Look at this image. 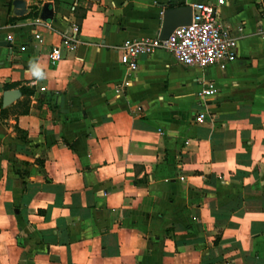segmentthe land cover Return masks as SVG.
Wrapping results in <instances>:
<instances>
[{
    "label": "crops",
    "instance_id": "obj_1",
    "mask_svg": "<svg viewBox=\"0 0 264 264\" xmlns=\"http://www.w3.org/2000/svg\"><path fill=\"white\" fill-rule=\"evenodd\" d=\"M13 1L0 0V264H264L261 0H202L237 36L223 71L158 49L131 74L115 46L155 36L167 3L201 0H20V15ZM61 34L74 47L51 65Z\"/></svg>",
    "mask_w": 264,
    "mask_h": 264
},
{
    "label": "built area",
    "instance_id": "obj_2",
    "mask_svg": "<svg viewBox=\"0 0 264 264\" xmlns=\"http://www.w3.org/2000/svg\"><path fill=\"white\" fill-rule=\"evenodd\" d=\"M227 0H216V5H222ZM190 19L187 24L175 26L165 39H159L157 34L152 37H140L124 40L115 51L128 69V73L136 69L137 58L153 53L161 49L170 53L174 60L183 67H215L223 71L228 62L236 56L237 36L218 22V12L215 5L204 1H197L189 5ZM162 11V10H161ZM161 13V12H160ZM33 23L45 24L40 18H35ZM76 31V26L74 25ZM240 30V28H236ZM33 38L40 41L39 34ZM10 36H5L10 41ZM61 47L70 50L74 47V39L66 34H61L59 44L52 47L46 54L49 64L53 65L62 58ZM20 49H23L20 47ZM129 84L124 80L116 86L115 94H118ZM42 89V88H41ZM215 91L212 83H207L196 92L197 97H205ZM204 114L196 112L193 122L198 124L203 120ZM179 179H182L179 177Z\"/></svg>",
    "mask_w": 264,
    "mask_h": 264
},
{
    "label": "water",
    "instance_id": "obj_3",
    "mask_svg": "<svg viewBox=\"0 0 264 264\" xmlns=\"http://www.w3.org/2000/svg\"><path fill=\"white\" fill-rule=\"evenodd\" d=\"M14 14L20 15L24 12L23 2L14 0ZM264 12V0H261ZM44 15V14H42ZM40 16V19L47 20L46 16ZM190 19V7L188 5L167 7L161 11L160 27L157 31L159 39H165L170 31L177 25L187 24ZM19 96L17 89L4 90L1 94V106L4 107L14 101Z\"/></svg>",
    "mask_w": 264,
    "mask_h": 264
},
{
    "label": "trees",
    "instance_id": "obj_4",
    "mask_svg": "<svg viewBox=\"0 0 264 264\" xmlns=\"http://www.w3.org/2000/svg\"><path fill=\"white\" fill-rule=\"evenodd\" d=\"M166 6H167V7H172V4H171V3H167ZM75 26H76V30H77L78 27H79V18H77V17L75 18ZM8 88H9V87H8L7 85L4 86V89H8ZM19 91H20V92H26L27 90L24 89V88H20ZM23 111L26 112V109L24 108ZM23 111H22V112H23ZM1 112H2V111L0 110V113H1Z\"/></svg>",
    "mask_w": 264,
    "mask_h": 264
},
{
    "label": "rangeland",
    "instance_id": "obj_5",
    "mask_svg": "<svg viewBox=\"0 0 264 264\" xmlns=\"http://www.w3.org/2000/svg\"><path fill=\"white\" fill-rule=\"evenodd\" d=\"M165 55L166 56H168V58L171 56V54L170 53H168V52H166L165 51ZM172 57V56H171ZM173 58V57H172ZM189 71H190V74L189 75H195L197 72H196V70H194V69H188Z\"/></svg>",
    "mask_w": 264,
    "mask_h": 264
}]
</instances>
